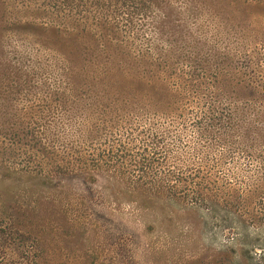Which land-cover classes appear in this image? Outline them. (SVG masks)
Masks as SVG:
<instances>
[{"label": "rangeland", "instance_id": "rangeland-1", "mask_svg": "<svg viewBox=\"0 0 264 264\" xmlns=\"http://www.w3.org/2000/svg\"><path fill=\"white\" fill-rule=\"evenodd\" d=\"M30 1L18 14V0L0 2V49L8 54L0 58V264H264V3L174 0L172 23L143 21L170 87L189 83V96L226 111L239 99V127L221 131L233 143L210 149L194 124L168 147L170 163L183 169L204 172L219 162L214 202L167 191L123 194L128 182L70 166L78 162L66 158L72 151L43 131L62 124L44 118L72 117L75 125L64 128L92 129L110 98L87 76L94 51H79L71 79L62 58L14 21L42 16L32 11L43 0ZM116 98L136 104L134 95ZM168 167L158 166L159 175Z\"/></svg>", "mask_w": 264, "mask_h": 264}, {"label": "trees", "instance_id": "trees-1", "mask_svg": "<svg viewBox=\"0 0 264 264\" xmlns=\"http://www.w3.org/2000/svg\"><path fill=\"white\" fill-rule=\"evenodd\" d=\"M239 1L264 3V0ZM22 3L31 1L18 0L19 6L15 13L29 12ZM8 6L9 3L4 17L11 19ZM175 8L174 0H43L42 6L32 11L42 16L33 15L36 18L27 21L18 16L14 21L32 29L43 46L54 50L62 58L63 70L71 79H78L74 64L79 51L89 54L91 50L95 52L92 53L91 64L96 68L90 69L87 76L100 85L102 90H99L110 98L107 100L108 105L103 104L107 106L104 115L96 116L95 128L66 129L63 125H75L72 117H67L66 121L64 117L44 118L45 123L62 124L61 128L46 127L43 131L74 152L66 156L71 155V162L78 160L73 163L77 165L71 167L92 177L100 172V175H107L113 181L128 182L121 191L123 194L167 191L174 195H192L199 201L208 200L209 195L212 201L217 202L219 162L216 160L213 164L215 172L212 169L202 172L191 165L183 169L176 163H170L168 147L171 141H181L180 132L191 125H196L202 139L210 141V149L220 143H233L229 133L222 135L221 131L229 132L239 127L236 115L242 109L237 105L239 99L226 111L216 101L209 103L200 96H189V83H181L182 88L173 89L167 82L168 78L161 74L156 41L142 35L143 24L146 23L143 21L156 18L154 21L160 25L172 23L171 16ZM157 10H161L160 15L155 13ZM2 21L4 19L0 18V23ZM2 27L0 24V29ZM80 40L89 45L79 46ZM140 42L147 45L146 50L136 46L135 43ZM102 52L105 53L104 57L101 56ZM7 55L0 49V58H7ZM36 61L42 63L40 58H36ZM18 65L21 63L13 66L17 71L23 70ZM34 66L40 67L38 64ZM119 95H134L135 106L116 98ZM120 100L122 104H119ZM147 107L155 108V111L149 112ZM129 108L132 110L127 112ZM146 114L150 115L148 119L144 118ZM87 149L90 153L88 156L84 152ZM77 151L78 154L75 153ZM165 164L169 167L165 177H162L158 166ZM91 165L95 166L93 171ZM62 173L67 171L62 168ZM212 174H215L213 184L210 181Z\"/></svg>", "mask_w": 264, "mask_h": 264}]
</instances>
